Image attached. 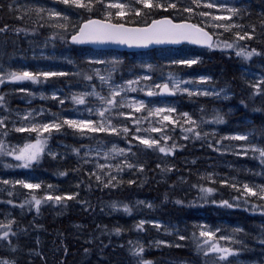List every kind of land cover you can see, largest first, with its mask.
I'll use <instances>...</instances> for the list:
<instances>
[{
	"label": "rangeland",
	"instance_id": "1",
	"mask_svg": "<svg viewBox=\"0 0 264 264\" xmlns=\"http://www.w3.org/2000/svg\"><path fill=\"white\" fill-rule=\"evenodd\" d=\"M174 1L166 0V3H173ZM206 1L214 4L216 17L226 16V14L224 15V9H227L225 6L226 0ZM119 2L129 4V0H114L110 3ZM13 3L25 4L27 0H14ZM87 3L90 2L87 1ZM136 4L133 0L130 6L133 9H139ZM181 7L189 8L190 6L184 5ZM83 9L88 11L87 8ZM104 9L105 13L110 11L113 13V17H116L115 12L118 9H108L107 7ZM53 13H55V10L50 13L52 18L57 16L53 15ZM133 14L136 15L135 11H133ZM75 16L78 19L80 18L77 14ZM104 17L106 18V15ZM38 22L39 20H37ZM47 23H54V20ZM44 25L39 24L38 30H34L32 34L24 36V43L19 46L13 57H11L12 59L6 61L4 66H0V78L4 80L3 83H0V88L1 86L7 87L0 96L6 93L13 96L10 97V108L0 111V119L4 120V127L8 124L15 131L14 129L17 127H30L34 123L59 122L63 124L64 120H91L95 123L100 120L96 110L103 106L99 98L96 95H92V93L95 92L101 96L108 97L115 86H122L127 89L129 88L128 81H138V83L131 85L136 91L129 90L121 94L125 101H143L146 107L150 109L175 108L176 112L170 114V118L175 123L168 124L165 122L166 127L162 132H153L151 131L153 127H160V124L157 123L158 117L148 116V112L144 110L136 112L133 108L124 107L113 109L111 112V123L118 130L127 127L128 133H132L135 138L156 139L159 142L163 141L160 140L161 135L169 137L170 131H181L182 138L187 136L186 133H192L198 143L195 149L210 146L220 153L221 158L216 154L202 156L200 159L198 157H185L182 160L185 168L178 175L179 181H184L192 177V175L197 176L198 174L203 179L218 177L223 181H228L230 177L228 172L236 167L234 162H238L239 167L245 169V179H243L245 183L242 179L238 180V188L243 189L244 185H248L253 192L264 188V157L260 155V152L264 151V144L263 146L260 145L252 136V132L246 129L247 121L245 119L234 124L228 123L227 115L234 112L232 110L234 105L231 104L234 93L221 77L222 72L220 70L210 71V69L201 65L203 59L210 54L212 48L219 45L220 48H224L226 43L220 39L218 34H215V41L211 48L185 46L187 47L186 49H181L176 53L179 55L178 58L171 59L169 55L161 51L152 52L155 49L164 48L129 52L120 50L97 51L90 47H75L72 46L73 44L68 39L66 41L62 38L61 30H53L52 32L50 27L43 30L42 26ZM50 26L55 27V25ZM142 52L146 53L143 54ZM184 60H196L197 63L191 66L180 63V61ZM12 72L18 74L30 72L37 75V82L33 83L31 80L12 81L10 78ZM43 72H62L65 75L51 76L45 79L42 75H39ZM97 72L110 78L107 82H102ZM239 72H241L239 74L244 77L245 82L252 81L256 87V84L264 79V63L257 61L249 69L240 67ZM87 76H91V79H86ZM145 76L149 79H143ZM173 81L179 83L181 90L175 91L172 96H160L159 89L155 86L168 83L169 88L172 89L171 84ZM183 89L193 93L206 92L210 94L189 96L188 91H183ZM149 90H153L157 94L148 96L146 93ZM179 95L199 99V104L195 106L193 115L187 111L179 112L177 108V97ZM73 96H82L85 103H75ZM120 98L117 97L116 99L119 100ZM207 100H209L210 104L209 111L203 110ZM201 102L203 103L202 105L200 104ZM120 112H123L124 115H119ZM183 113H187L190 120L195 121V123L187 122L181 115ZM28 114H31V118L25 119ZM217 117L222 118V122H216ZM189 128L192 131H186ZM137 129L140 130L137 131ZM72 130L79 134L80 137H88L87 135L93 133L87 129L80 131L71 128ZM25 133L29 132L25 131ZM126 134L122 131L119 134L110 131L98 132L99 138H96L93 143L78 139L79 146L74 153L71 152L73 145L64 144L65 146H63L58 143V145L64 147V150L58 149L59 146L50 143L48 139L47 147L43 154H47L51 158H53L52 154H55L53 159L62 162H79L84 165L86 173L91 177L95 186L103 188L106 184L114 182L118 184L127 175V168H125L128 167L127 149L124 148V143L121 141L126 137ZM33 135L36 137V133H33ZM43 135L47 136L48 134L44 133ZM105 136L106 138H104ZM236 136H246L247 139H234L233 137ZM163 142L166 143L168 140ZM8 143L11 144V147L17 149L21 147L20 142L12 143V141H9ZM114 148L123 149V154H117L113 150ZM236 157L239 159L236 160ZM19 163L16 162L15 167L11 169L0 170V182L2 183V188H4L3 194L6 196H10L13 193L15 186L18 184L16 182L20 180L25 181V183L41 185L40 188L31 190L34 191V194L43 192L45 197L59 195L61 197L75 198L78 195L77 193L79 192L76 189L78 185L77 178L74 177L75 174L72 169L68 170L62 178L55 179L47 177L42 171H38V168H32V166L29 168L17 167L16 165ZM219 167H223L224 171H218ZM97 177H99V180ZM4 181H9V183L5 184ZM234 191H237V189ZM243 194L240 197H256V195L250 193L243 192ZM255 199L258 201V205L264 207V199H260L258 196ZM127 201L130 203L132 210L130 209V212H128L129 215L124 214L122 218L117 217V219L123 222L120 225L123 226L125 232L128 227L141 225V222H143L144 235L131 239L133 248L138 252H142L140 249L152 251L163 247L187 246L189 244L187 242L192 241L191 230L194 226L197 227L198 223L199 235L201 231L213 234L211 239L207 236L202 237V242L208 241L204 249L205 253L211 254L212 257L209 258L213 259L217 264H264V243H261V240H264V230L260 227L261 224H264V214H262L263 218L257 222L253 220L255 217L251 216L250 212L245 209L235 214L232 210L219 209L217 211L212 208V210L197 212L196 223L194 224L192 219L187 221L184 218H176V221L168 222L153 214L154 203L151 199L145 196H133L132 198L129 196ZM72 211L76 217L74 220L76 223L86 224V219L81 220L79 218L78 220V217L81 216V211H83L82 205L78 201ZM11 215L10 208H0V221L2 223L11 222ZM97 227L99 228L100 224L97 223ZM256 227L258 228L256 229ZM152 231L158 233H150ZM181 236L185 237V239H180ZM221 237H227V239H221ZM233 240L240 241V243H233ZM36 243V247L29 250L32 257L40 252V234L36 236ZM212 244L222 248H229L238 254L221 260V253L209 250ZM166 261L178 264H196V261L188 258L168 259ZM99 263L100 261L96 262V264ZM113 264L134 263L125 260L122 263L113 262ZM142 264H145V262Z\"/></svg>",
	"mask_w": 264,
	"mask_h": 264
},
{
	"label": "trees",
	"instance_id": "2",
	"mask_svg": "<svg viewBox=\"0 0 264 264\" xmlns=\"http://www.w3.org/2000/svg\"><path fill=\"white\" fill-rule=\"evenodd\" d=\"M13 1L0 0V29H3L0 31V66H4L6 61L12 59L11 57L19 46L24 43V36L38 30L39 24H45L42 26L43 30L48 29V27L52 32L53 30H61L62 38L67 41L68 35L77 29L81 20L89 17L105 18L104 8H106L107 3L114 0H102V2L84 0L85 4H88L87 1L91 3V11H85L83 7L65 4L58 0H27L25 4H16ZM152 2L153 4H161L163 7L150 9L137 3L136 7L141 11V15L137 16L131 12L124 18L112 16L111 20L127 24H145L152 18L167 15L177 20L188 19L197 22L214 35L218 34L224 43H232L234 46L230 49L220 48V45L212 48L201 65L210 71L220 70L222 72L221 77L234 93L231 103L234 105V109H232L234 112L227 115L228 123L234 124L245 119L247 121L246 129H249L252 136L263 146L264 79L255 87L252 81H244L239 68L249 69L257 61L264 63V0H226V8H236L238 11V15L232 16L231 20H214L213 17H216L215 8L206 7L209 2L206 0H200L199 6L194 4L192 0H175L173 3L176 4V8H168L167 11L164 10L168 5L166 0H152ZM184 5H189L192 12L183 11L185 7L180 8V6ZM52 10H55V13H59V15L52 18L50 16ZM200 12H207L209 15L200 16ZM224 12V15L231 16V13L226 10ZM75 14L79 15L80 18L78 19ZM65 16L68 17L67 20L63 19ZM37 20H39L38 23ZM53 20L54 23H47ZM60 24H64L65 27H58L57 25ZM229 24L234 25V27L225 30V27L216 26ZM50 25H55V27ZM237 33L242 36L245 33L248 35L240 40L236 35ZM248 36H251V39ZM186 48L182 46L177 49H155L152 52L161 51L169 55L171 59H175L179 57L176 53ZM241 48L245 51L254 49L259 54H254L250 59H245L236 55ZM142 53L145 54L146 52ZM6 88L1 86L0 94ZM2 97L4 100L0 103V111L10 108V97L13 96L6 93ZM198 100L196 97L189 98L179 95L177 108L179 112L187 111L193 115L195 106L199 104ZM208 101L203 106L205 111L210 109ZM5 131H7V135H4ZM181 134V131H170L168 142H159V146L172 148L171 153L166 154L161 153L157 146L146 147L132 133H127L126 137L121 140L124 143V148L127 149L128 167H125L127 168V175L118 184L116 182L106 184L107 186H103V188L95 186L91 177L86 173L84 165L79 162H62L47 154H42L38 162L31 165L32 168H38L37 170L42 171L47 177L55 179L62 178L64 175L61 173L65 174L72 169L75 174L74 177L77 178L78 195L71 199L64 197L59 203L45 199L43 192L34 194L33 190L25 188L21 184H17L13 193L6 196L3 194L4 188L0 182V208H10L12 212L11 222L2 223L0 221V225L6 226L0 227V237H3V233L6 231L9 233L7 239L0 238V262L6 261L7 264H96L100 261V264H113V262L122 263L129 260L130 263L134 264L144 262L178 264L166 260L188 258L196 261V264H217L209 258L212 257L210 253V255L205 253L206 245L198 233V223L197 227L194 226L191 230L192 241H188L187 246L163 247L152 251L138 252L133 248L131 239L144 235L143 227L141 230L138 225L131 226L125 232L123 226L120 225L123 222L117 219V217L122 218L124 214L129 215L128 212L131 209V205L127 201L129 196L131 198L133 196H145L151 199L154 203L153 214L168 222H174L177 220L176 218H184L187 221L192 219L194 224L196 223L197 212L212 210V208L217 211L219 209L232 210L235 214L245 209L250 212L251 216L255 217L253 220L258 222L259 219L263 218L264 207L258 205V201L255 199L257 195L254 198L253 196L251 198L240 197L244 195L243 192H248L243 191L244 188L239 189L237 186L238 180L242 179L244 182L243 179H245V169L239 167L238 162H234L236 167L228 172L230 176L228 181H223L218 177L203 179L198 176L199 174L197 176L192 175L184 181L178 180L179 173L183 172L185 168L182 161L185 157H198L200 159L202 156L216 154L221 158L220 153L210 146L195 149L198 143L192 133H186L187 138H182ZM87 136L80 137L74 130L71 131L70 127L63 125L59 132H52L49 140L55 145L58 143L63 146H65L64 144L73 145L71 152L74 153L79 146L78 139L93 143L96 138H99L98 132H93ZM35 139L33 133H17L8 124L0 128V140L9 149L13 148L8 143L9 141L12 143L20 142V146L23 147L25 143L35 142ZM173 144L175 145L174 148L172 147ZM58 146V149L64 150L63 146ZM10 157L12 156L0 155V170L11 169L15 167L16 162H19L13 157L10 159ZM235 159L239 158L236 157ZM218 170L224 171V168L219 167ZM207 189H212V191L208 192ZM235 189L237 191H234ZM33 196L42 200L39 208L35 206ZM76 200L83 208L78 220L79 218L81 220L86 219L84 225L74 221L76 217L72 209L77 204ZM225 201L232 206H225ZM97 223L100 224L99 228H96ZM260 227L264 230V224H261ZM116 229H120L119 234L116 233ZM153 232L156 231L150 233ZM38 234H40V252L32 257L29 250L36 247ZM198 244L201 246L199 249Z\"/></svg>",
	"mask_w": 264,
	"mask_h": 264
},
{
	"label": "snow or ice",
	"instance_id": "3",
	"mask_svg": "<svg viewBox=\"0 0 264 264\" xmlns=\"http://www.w3.org/2000/svg\"><path fill=\"white\" fill-rule=\"evenodd\" d=\"M97 2H102V0H97ZM133 2V0H129V4H125L123 2L119 3H109L106 5L108 9H118L117 12H115L116 17L124 18L128 13L135 11L136 15H141V11L139 9H133L130 5ZM135 3L143 4L146 8H153V7H163L161 4H153L152 0H134ZM194 4L199 6L200 0H192ZM63 3L65 4H72L76 7H83L87 8L89 11L92 10L91 3L85 4L83 0H63ZM208 8L214 7L213 3H208L206 5ZM168 8H176L175 3H168L167 8H164L165 11H167ZM227 12L231 13V16H225V17H213L214 20H231L232 16L238 15V11L236 8H227L224 9ZM183 11L186 12H192L191 8H184ZM53 15H59V13H53ZM106 21L102 20H88L86 24L80 26L79 32L75 35H72L71 40L73 43H86V42H97L102 41L103 39H112L114 42L118 43H126L129 42L131 39H140L147 42H152L155 40V42L160 43L163 42L161 37H167L170 39L171 42H178V38L183 39H189L193 43H208L209 47H212V44L209 43L211 40V37L207 32H204L202 28L197 27L195 24H189V23H182V24H176L173 23L171 19L164 18L161 20H153L152 24L149 27L146 28H135V29H129L125 28L124 24L122 23H111L107 22L110 21L111 17L113 16L112 12H106ZM200 16H208L209 14L207 12H200ZM63 19L67 20L68 17L65 16ZM58 27L64 28V24L57 25ZM218 27H225V30H228L231 27H234V25H216ZM0 31H3V29H0ZM240 40H243L245 36L248 34L245 33L244 36L240 35L239 33L236 34ZM200 37H203L204 39H201ZM249 39H251V36H248ZM232 43H226L224 45L225 48H233ZM254 54L256 53L253 49L252 51H245L243 48H241L239 51H237V56H242L245 59H250ZM99 62V61H98ZM180 63L187 64L189 66L196 64V60H184L180 61ZM39 75H42L45 79L51 76H63L65 73H57V72H43ZM97 75L99 76V79L102 82H107V80L110 77H105L103 75H100L99 72H97ZM10 78L12 81H23V80H31L33 83L37 82V75H34L30 72H22V73H16L12 72L10 74ZM86 79H91V76H87ZM143 79L147 80L149 79L147 76H145ZM3 78H0V83H3ZM138 83V81H128L129 88L125 89L122 86H115L112 91L110 92V96L105 97L101 96L99 93H92V95H96L103 107L100 109H97L96 112L98 116L100 117V120L97 122H93L91 120L84 121H76V120H64L63 124L59 122H53V123H43L38 124L34 123L30 127H17L14 130L16 132H29V133H36V139L35 142L32 143H25L23 147L20 148H11L9 149L5 143L0 140V155H9L12 156L15 160L19 161L20 163L16 165L17 167L21 168H29L34 162H38L41 155L45 152L47 147V141L50 138L53 131L59 132L63 125H67L70 128H73L75 130H84L87 129L89 132H105L110 131L112 133L119 134L120 131L123 133H128V128L124 127L122 129H117L116 126H114L111 123V112L113 109L117 108H124L129 107L133 108L134 111L140 112L141 110L147 111L148 116H155L159 119L157 120V123L160 124V127H153L151 131L153 132H162L164 128L166 127L165 122L168 124L175 123L171 118L170 114L176 112L175 108L168 107V108H155L150 109L147 108L143 101H136V102H126L125 98L121 96L122 93H125L126 91H136L135 88L131 87V85ZM156 88L160 90L161 93H168L170 91L169 84L165 83L163 85H156ZM172 89L174 90L171 94H175V91H180L179 83L173 81L171 84ZM183 91H188L187 89H183ZM148 96L156 95L157 93L153 90H149L146 93ZM194 94H202V95H208L210 93H193L191 91H188V95H194ZM219 95V94H217ZM117 97H121L119 100H117ZM55 98V97H53ZM4 100V97L0 96V103H2ZM73 101L77 104H84L85 100L82 96L77 97L73 96ZM63 103V101H61ZM90 111H92L90 109ZM119 115H124L123 112H120ZM187 122L195 123V121H191L190 117H188L187 113L181 114ZM31 118V114H28L25 119ZM146 119V118H145ZM137 122H139L137 120ZM216 122H222V118L217 117ZM4 127V120L0 119V128ZM140 129H137L139 131ZM186 131H192L191 128L187 129ZM47 133V136H44L43 134ZM4 135H7V131L4 132ZM187 138V137H185ZM237 140H244L247 139L246 136H236L233 137ZM137 139L140 140L141 144H144L148 148H153L154 146L159 147V151L161 153L170 154L172 151V148H168L166 146H159V141L156 139H141L137 137ZM169 137L167 135H161L160 140L167 141ZM173 148L175 145L173 144ZM117 152V154H123V149H113ZM53 158H55V154H52ZM260 155L264 157V151L260 152ZM131 166V165H129ZM102 167V166H101ZM61 175H64V173H61ZM99 180V177H97ZM5 184L9 183V181H4ZM16 183L23 185V187L28 189H38L41 187L39 184H32V183H25V181L20 180ZM107 186V185H105ZM206 191L211 192L212 189H207ZM244 191L248 192L252 195H257L260 199H264V188L258 189L256 192H253L251 188H249L248 185H244ZM68 199H71L72 197H67ZM35 206L39 208V206L42 203L41 199H37L35 196L32 197ZM47 200H54L55 202L59 203L61 202L64 197H61L59 195L57 196H47L45 197ZM179 203V202H178ZM225 206L231 207L232 205L229 204L227 201L224 202ZM255 207V206H253ZM127 211V208L125 209ZM142 224L138 225V227L142 230ZM0 227H6L4 225H0ZM158 227V225H157ZM120 229H116V233L119 234ZM9 233L6 231L3 233V239H7ZM201 237H209V239L212 238L213 234L207 231H201L200 232ZM180 239H185V237L181 236ZM221 239H227V237H221ZM208 241H204V244L206 245ZM233 243H240V241L233 240ZM261 243H264V240H261ZM201 246L198 244V249ZM212 252L221 253L220 259L225 260L229 256L237 255L238 253L233 252L229 248H222L218 247L216 244H212L209 248ZM140 251H143V249H140ZM0 264H7V262H0ZM145 264H150V262H145Z\"/></svg>",
	"mask_w": 264,
	"mask_h": 264
},
{
	"label": "water",
	"instance_id": "4",
	"mask_svg": "<svg viewBox=\"0 0 264 264\" xmlns=\"http://www.w3.org/2000/svg\"><path fill=\"white\" fill-rule=\"evenodd\" d=\"M164 18L171 19L173 21V23H176V24H182V23L195 24V25H197V27L202 28L204 32H207L209 34V36L211 37V40L209 41V43L212 44L213 41H214V35L208 29H206L205 27H203V26H201V25H199L197 23H194L192 21H189V20L177 21V20L172 19L169 16H162V17H159V18H156V19H153V20H161V19H164ZM90 19L91 20L106 21V20L101 19V18L93 17V18H89V19H86V20L82 21L80 26L86 24L87 21L90 20ZM152 21L149 22L146 25H127V24H124V23H122V24H124L125 28H129V29L146 28V27H149L152 24ZM107 22H111V21H107ZM111 23H115V22H111ZM80 26H79V28H80ZM79 28L72 35L77 34L79 32ZM72 35L69 37L68 41L70 43H72L73 45L90 46V47H92L94 49H118V50L136 51V50L153 49L155 47H167V46L179 47V46L184 45V44H188V45L195 46V47H200V48L209 47L208 43H193L189 39H183V38H178V42H171L170 39L167 38V37H161L163 42H160V43L155 42V40H153L152 42H147L146 43L145 41L140 40V39H131V40H129V42H126V43H118V42H114L112 39L105 38L102 41L98 40L97 42H86V43L77 44V43H73L72 42V40H71ZM200 38L204 39L203 37H200ZM171 93H172V91L170 90L168 93H161L160 92V95L164 96V95H169Z\"/></svg>",
	"mask_w": 264,
	"mask_h": 264
},
{
	"label": "bare ground",
	"instance_id": "5",
	"mask_svg": "<svg viewBox=\"0 0 264 264\" xmlns=\"http://www.w3.org/2000/svg\"><path fill=\"white\" fill-rule=\"evenodd\" d=\"M16 2H18V1H16ZM263 13H264V10H263ZM62 118V117H61ZM205 143V142H204ZM206 144V143H205ZM219 171V170H218ZM100 264V263H99Z\"/></svg>",
	"mask_w": 264,
	"mask_h": 264
}]
</instances>
